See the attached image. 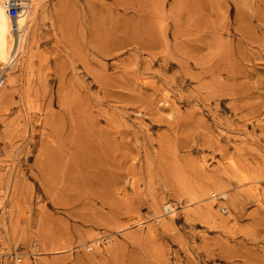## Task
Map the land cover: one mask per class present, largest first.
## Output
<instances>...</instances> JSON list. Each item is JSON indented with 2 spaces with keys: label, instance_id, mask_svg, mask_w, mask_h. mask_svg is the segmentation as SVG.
I'll return each instance as SVG.
<instances>
[{
  "label": "rangeland",
  "instance_id": "1",
  "mask_svg": "<svg viewBox=\"0 0 264 264\" xmlns=\"http://www.w3.org/2000/svg\"><path fill=\"white\" fill-rule=\"evenodd\" d=\"M23 21L0 87L19 264H264V0H42Z\"/></svg>",
  "mask_w": 264,
  "mask_h": 264
},
{
  "label": "bare ground",
  "instance_id": "2",
  "mask_svg": "<svg viewBox=\"0 0 264 264\" xmlns=\"http://www.w3.org/2000/svg\"><path fill=\"white\" fill-rule=\"evenodd\" d=\"M6 2L7 0H0V81L2 80L0 87L3 85V83H6V85H11L13 83V80L10 79L9 76L12 72H14L16 67L19 65L18 61L20 60V56L16 57L17 56L16 49H18L20 43H22L23 40L25 44H28L29 37H30L29 33L28 35L25 33L26 32L25 27H23L22 25L24 23L23 20L24 18L26 20L27 16H31L32 18L34 17L35 19V13L38 7L40 6V3L42 2V0H13V2L16 4V6L19 9V13L15 17H12L8 13L7 8H6ZM14 58H15L14 62L15 63L17 62V64L9 65L10 60ZM222 197H225V196L222 195ZM169 202H164L162 207L170 205L171 213H169L168 215H172L174 212V209L176 208H174V206H172ZM223 208L226 209V207H223ZM205 211L206 212L208 211L207 213H210L209 207H207ZM136 222H137L136 224L141 223L140 221H138V219L136 220ZM2 227L4 228V231H5V235H4L5 242L6 241L9 243L12 242L11 234L9 233L6 225L4 224L2 225ZM0 243H1V247L3 248L4 252L7 255L13 257L12 258L13 262H9L8 264H19L24 254L21 252L12 250V249L8 250V248L3 242V238L1 234H0ZM35 251H32L31 253L35 254L36 253Z\"/></svg>",
  "mask_w": 264,
  "mask_h": 264
},
{
  "label": "built area",
  "instance_id": "3",
  "mask_svg": "<svg viewBox=\"0 0 264 264\" xmlns=\"http://www.w3.org/2000/svg\"><path fill=\"white\" fill-rule=\"evenodd\" d=\"M6 8H7V11L8 13L12 16V17H15L18 15L19 13V9L18 7L16 6V4L13 2V0H7L6 2ZM2 80L0 81V84H1ZM220 198L224 199V197H222L220 195ZM171 205H172V202H169ZM173 206V205H172ZM222 212L225 213L226 209L224 208H221L220 209ZM162 212L164 215H168L169 213H171V206L170 205H167V206H164L162 207ZM15 253V252H14ZM13 253V254H14ZM16 255V254H15ZM12 258L11 256L7 255L3 248L1 247V243H0V264H8L9 262H13L12 261ZM18 258V257H17ZM21 259V258H19ZM18 259V260H19Z\"/></svg>",
  "mask_w": 264,
  "mask_h": 264
}]
</instances>
